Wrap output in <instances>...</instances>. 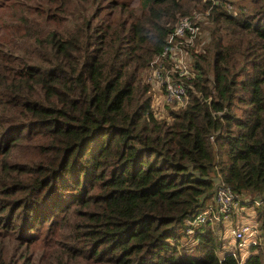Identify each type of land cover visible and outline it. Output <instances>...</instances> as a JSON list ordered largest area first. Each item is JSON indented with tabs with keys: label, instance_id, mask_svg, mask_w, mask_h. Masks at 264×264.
Returning a JSON list of instances; mask_svg holds the SVG:
<instances>
[{
	"label": "trees",
	"instance_id": "trees-1",
	"mask_svg": "<svg viewBox=\"0 0 264 264\" xmlns=\"http://www.w3.org/2000/svg\"><path fill=\"white\" fill-rule=\"evenodd\" d=\"M34 1L0 0V264H264V0L202 1L161 117L141 74L201 0ZM220 184L263 229L242 260L223 216L186 231Z\"/></svg>",
	"mask_w": 264,
	"mask_h": 264
},
{
	"label": "built area",
	"instance_id": "built-area-1",
	"mask_svg": "<svg viewBox=\"0 0 264 264\" xmlns=\"http://www.w3.org/2000/svg\"><path fill=\"white\" fill-rule=\"evenodd\" d=\"M208 1L210 6L222 3V0H201ZM223 10L231 14L237 12L231 2L223 1ZM208 9H206V17ZM197 15H186L176 19L171 32L166 37V45L162 48L160 55L153 61L149 67L148 80L153 82L156 90H159V96L163 104L174 108L184 107L187 103V92L182 77L185 79L194 75V69L191 66L188 49L194 44L195 39L200 35V24ZM212 202L198 213L191 221L187 222L186 231L188 234L194 233L196 226L212 223L222 218H226L233 209L239 204V199L235 196L228 186L220 184L216 187ZM223 220V219H222ZM254 224H242L238 227H232L228 231L238 246L243 245L246 238L255 236V239L249 241L251 245L258 243L260 237ZM193 241H197L195 238ZM231 255L237 257L234 251ZM242 255V254H241ZM242 260V256L240 257Z\"/></svg>",
	"mask_w": 264,
	"mask_h": 264
},
{
	"label": "rangeland",
	"instance_id": "rangeland-1",
	"mask_svg": "<svg viewBox=\"0 0 264 264\" xmlns=\"http://www.w3.org/2000/svg\"><path fill=\"white\" fill-rule=\"evenodd\" d=\"M10 1L14 2L16 8L19 7L21 10H24V7H23L24 5L32 4V3L35 2L34 0H10ZM227 1H229V2H237V0H227ZM203 3H205V2H202V3L198 4L197 5V9L193 10V12L190 15H197V17L199 18L198 21L203 20V22H204L205 18H203V17L205 15L206 8H204V6L202 5ZM4 19H5L4 15H3L2 10H1L0 11V24L2 23V21ZM199 29H200V27H199ZM0 31H1V29H0ZM200 34H201L200 35V39L202 38V36L205 37V32H200ZM192 48H194L195 50L197 49L195 47H192ZM188 55H189V53H188ZM189 57H190V61L189 62H192V59H191L192 57L190 55H189ZM141 75H142V79L144 81L149 82V84L151 85V91H152V89L155 88V85H154L153 82L148 80L149 68H146L145 70H143ZM153 93L154 92H152V97H153ZM168 107H172V106H168V105L163 104V102H162L160 97L153 99V108L155 110L154 113L157 116L161 117L164 113H166L169 110ZM172 108L175 109L174 107H172ZM241 199L243 201H248L249 198L246 197V196H243V197H241ZM212 200L213 199H211L210 202H212ZM210 202H209V204H210ZM250 210H251V208L248 209V207H245L244 204H238L233 209V214L231 213V218L230 217H226L225 220L223 219L224 221L222 220V230H219L217 232V236H218L219 240L223 241L222 244L225 245L224 249L226 250V247H228V246H226L227 244H229V245L231 244V245H233L232 249H235V250H233L235 252V254L240 256V257L242 256V258L247 254L248 248L251 245V243H249V241L252 240V239H255V236H251L249 238H246L243 241L244 244L241 245V247H240V246H238V243L235 242V239L231 235L228 234V231L230 230V228H232L231 226H233L234 228L239 226V225H236V224L240 223V222L242 224H246V223L255 224L253 219H251V218H253L254 213L252 214V212H250ZM227 218H229L230 221H228ZM233 224H235V225H233ZM253 226L256 227L258 235H259L260 239H262L261 231L263 232V229L259 228L258 224L257 225H253ZM242 247H245L246 249H244V251L240 252L238 250V248H242ZM221 254H222V252L218 251V255H221Z\"/></svg>",
	"mask_w": 264,
	"mask_h": 264
},
{
	"label": "crops",
	"instance_id": "crops-1",
	"mask_svg": "<svg viewBox=\"0 0 264 264\" xmlns=\"http://www.w3.org/2000/svg\"><path fill=\"white\" fill-rule=\"evenodd\" d=\"M154 92H155V98H158V96H159V90H154ZM226 246H228V247H226V251H228V252H231V251L235 250V249H232L233 248V245H231V244L230 245L227 244ZM223 248H225V245H223ZM244 249H246V248L245 247L238 248V250L240 252L244 251Z\"/></svg>",
	"mask_w": 264,
	"mask_h": 264
}]
</instances>
